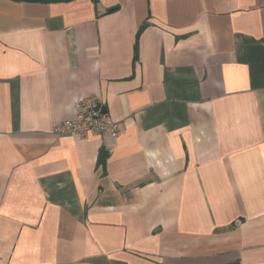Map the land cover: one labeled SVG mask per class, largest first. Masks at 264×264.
Segmentation results:
<instances>
[{"label": "crops", "instance_id": "0c3cea01", "mask_svg": "<svg viewBox=\"0 0 264 264\" xmlns=\"http://www.w3.org/2000/svg\"><path fill=\"white\" fill-rule=\"evenodd\" d=\"M0 264H264V0H0Z\"/></svg>", "mask_w": 264, "mask_h": 264}, {"label": "built area", "instance_id": "2783aa9c", "mask_svg": "<svg viewBox=\"0 0 264 264\" xmlns=\"http://www.w3.org/2000/svg\"><path fill=\"white\" fill-rule=\"evenodd\" d=\"M97 133H109L117 138L120 134L119 125L103 111L99 102L91 99L83 100L79 104L77 117L69 122L60 124L55 129V135L86 138Z\"/></svg>", "mask_w": 264, "mask_h": 264}, {"label": "trees", "instance_id": "16d2710c", "mask_svg": "<svg viewBox=\"0 0 264 264\" xmlns=\"http://www.w3.org/2000/svg\"><path fill=\"white\" fill-rule=\"evenodd\" d=\"M13 1H24V2H42V3H54V2H68L71 0H13ZM108 158V153H106L104 150L101 151L100 157H99V165H105L106 160Z\"/></svg>", "mask_w": 264, "mask_h": 264}, {"label": "water", "instance_id": "95a60500", "mask_svg": "<svg viewBox=\"0 0 264 264\" xmlns=\"http://www.w3.org/2000/svg\"><path fill=\"white\" fill-rule=\"evenodd\" d=\"M104 111H106V110H104Z\"/></svg>", "mask_w": 264, "mask_h": 264}]
</instances>
